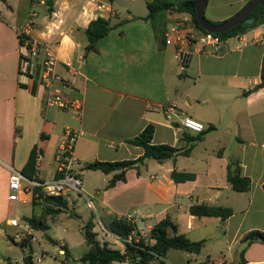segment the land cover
Wrapping results in <instances>:
<instances>
[{
  "label": "crops",
  "instance_id": "obj_1",
  "mask_svg": "<svg viewBox=\"0 0 264 264\" xmlns=\"http://www.w3.org/2000/svg\"><path fill=\"white\" fill-rule=\"evenodd\" d=\"M154 1L171 6L156 17L159 34L147 19L148 4ZM186 1L190 0H0V244L13 237L8 221L20 218V206L25 209L22 216L35 214L32 190L21 195V202L9 200L12 170L21 172L35 147L37 178L53 179L63 129L72 127L82 131L74 155L84 194L71 192L63 199L72 201L67 207L74 208L79 217L76 207L81 206V200L88 201V208H94L95 203L99 215L92 212L87 216L83 228L92 220L101 245L126 251L125 240L105 226L114 217H131L135 237L138 234L151 244L153 226L170 217L179 234L191 241H204V246L199 253L171 249L150 264H264L261 242L245 249V263L240 257L244 236L254 230L264 232V87H258L264 75V24L224 39L219 55L195 51L182 72L176 48L166 45L165 38L178 24L198 28L191 13L177 10ZM250 1L207 0L205 17L222 23ZM98 18L109 21L112 28L88 50L86 30ZM31 19L30 38L55 55L58 72L70 78L67 65L80 68L70 94L83 101L80 115L46 108L43 89L19 75L18 31ZM189 48L195 50L194 45ZM186 117L201 122L204 131L184 129L181 121ZM148 125L155 128L152 144L181 149L191 145L190 153L157 162L160 173L150 168L156 161L147 160L145 165L128 169L125 180L111 188L107 186L119 172L85 169L95 161L141 157L144 150L128 141ZM196 137L200 139L187 141ZM232 160L240 162L243 175L251 180L248 191H235L228 182L227 167ZM173 170L194 174L195 179L177 183L171 177ZM88 175L100 179L101 186L92 187ZM30 182L26 178L23 185ZM195 204L229 207L233 214L225 221L197 217L189 212ZM64 212L47 220L49 229L50 221ZM49 229L41 232L56 246V257L65 246L69 254H64V264L71 258L82 264L80 258L89 251L88 244L84 254L75 257L69 242L49 236ZM112 241L116 247L109 244ZM133 261H139V256ZM0 264L12 261L0 253Z\"/></svg>",
  "mask_w": 264,
  "mask_h": 264
},
{
  "label": "trees",
  "instance_id": "obj_2",
  "mask_svg": "<svg viewBox=\"0 0 264 264\" xmlns=\"http://www.w3.org/2000/svg\"><path fill=\"white\" fill-rule=\"evenodd\" d=\"M196 2L197 0L186 1L180 4L177 7V10L187 11L191 13L196 26L199 29L204 30L198 23L196 17ZM170 8L171 6L169 4L163 3L161 1H154L148 4L149 14L147 16V19L151 20L154 23L155 30L158 34L159 32L162 33V31L159 30L155 25L156 17L159 16V14H163ZM261 24H264V1L236 27L230 29L227 32L217 35L222 39H227L238 34L246 33L248 30L255 28ZM111 28V23L103 18H98L92 21L86 30V35L89 39L88 50L94 49L97 42L102 39L111 30ZM258 87H264V75L262 83ZM154 130L155 128L153 125H148L140 133V135L128 141L130 144L139 146L144 150V154L138 159L121 162L95 161L92 163H87L85 165V169L100 170L106 174L119 172L115 174L110 180L107 188H111L115 186L118 181L125 180V173L128 169L145 165L147 160H154L158 163H163L166 160H175L180 155H188L190 153L191 145L185 149H181L166 144H152ZM199 139L200 137H196L191 138L187 141L194 142ZM37 160L38 152L34 147L21 173L31 182L43 183L44 181L38 179L36 175ZM171 177L177 183L195 179L194 174L179 172L177 170L172 171ZM227 180L232 186L233 190L238 192L248 191L251 185V180L243 175L242 168L238 160H232L228 165ZM38 202H41L45 205H54V207H50L47 213H45L47 216H56L61 212H64L68 208V203L65 199H63L62 197L48 196L44 193L41 187L36 186L32 189V205L35 206ZM189 212L191 215L197 217H216L220 218L222 221H225L233 214L232 209L229 207L211 206L207 204L192 205L189 209ZM24 220L30 225L33 230L45 231L49 229L47 220L41 217L32 215L31 217H24ZM105 226L109 231L124 240H126L136 228L135 225L132 222L128 221L126 218L118 217L112 218L105 224ZM93 229L94 223L92 220H89L83 228V233L90 248L89 251L80 258V262L82 264H110L112 262H128V264H132L131 262L135 259L136 255L129 254L130 251L142 253L143 257L139 259V261L142 264H150L152 261L160 260V258L165 257L168 251L171 249L182 250L190 253H199L204 246V241H191L185 235L179 234L177 225L170 217L162 219L160 222L153 226L149 237V239H152L154 241L152 244L146 243L143 238H140V245L143 246L144 250L135 248L134 246L126 243V251L122 253L120 250L109 248L106 244L101 245L98 242L97 234L93 231ZM10 240L15 243V239L10 238ZM254 242H261L264 244V232L254 230L244 236V238L242 239V243L245 245V247L240 254L242 263H245V260L243 258L245 249ZM20 245L23 247H29L32 250V245L27 240L21 242ZM63 248L65 250V255H68L69 250L67 249V247L63 246ZM25 264H32V255H28L25 258ZM199 264H209V262L205 261Z\"/></svg>",
  "mask_w": 264,
  "mask_h": 264
},
{
  "label": "built area",
  "instance_id": "obj_3",
  "mask_svg": "<svg viewBox=\"0 0 264 264\" xmlns=\"http://www.w3.org/2000/svg\"><path fill=\"white\" fill-rule=\"evenodd\" d=\"M33 27L34 22L31 19L18 31L20 39L19 75L27 77L43 89L44 105L46 108L72 111L80 115L83 109V101L70 95L74 91V79L81 74L80 68L74 64H68L70 78L62 76L57 70L58 60L55 55L46 45L36 39L30 38ZM223 42L224 39L217 34L199 28L186 27L184 24H178L173 27L166 33L165 38L166 45L175 46L176 59L182 72L188 68L195 51L219 55L222 52ZM190 45H194L195 50L190 49ZM42 52H44V56L41 58ZM170 110L171 108L167 111ZM181 125L184 129L195 133H202L205 129L201 122L190 117L182 119ZM81 135L82 131L80 129L65 127L62 133V140L55 154V177L43 183L30 182V185L41 187L48 196L64 198L71 192L84 194L80 174L75 169L78 161L74 155L76 144ZM24 180L26 178L20 171L12 170L8 183V198L11 202H21V195L30 191V189L23 185ZM90 206H92L91 202ZM130 218L126 217L128 221L132 222ZM24 223L22 224V220L17 216L8 221L11 227H21L27 232V235L23 237L17 234L15 241L19 243L24 240H28L29 242L37 241L36 237L31 233L33 229L29 224ZM125 242L135 248L144 250L143 246L140 245V236L137 234L135 237V232H132ZM59 253L64 255V249H60ZM37 261L41 262L42 260L39 258Z\"/></svg>",
  "mask_w": 264,
  "mask_h": 264
},
{
  "label": "rangeland",
  "instance_id": "obj_4",
  "mask_svg": "<svg viewBox=\"0 0 264 264\" xmlns=\"http://www.w3.org/2000/svg\"><path fill=\"white\" fill-rule=\"evenodd\" d=\"M154 161V160H153ZM154 163L152 166H150L151 170L157 171L160 173V168L157 164V162ZM87 182L92 187H100L101 181L100 179H95L94 176L88 175L87 176ZM28 189L32 190L33 186L28 185L26 186ZM92 193H88V195H91ZM72 202V201H70ZM68 201V203H70ZM88 201L81 200V206L76 207V211L80 214L79 216L75 215V209L74 208H67L66 212L64 214H61L59 218L56 219V221H50V229L48 231V235L55 238H65L70 246L73 249V254L75 257L81 256L84 254V252L87 249V243L82 236V228L84 221L88 218L87 216H90V214L93 212L95 215H99L98 208L96 207L94 203V208L87 207ZM29 207V206H27ZM35 216L41 217L46 220L53 219L54 217L47 216L45 213H47L48 209L50 207H54L53 204H42L41 202H38L35 206ZM26 208V207H25ZM25 212V209L23 206L19 207L18 210V216L22 220V224H25L26 222L24 220L25 216H22ZM27 223V222H26ZM28 224V223H27ZM99 227V226H98ZM10 232L12 234V237H16V235H20L23 237L24 235H27V232L21 228V227H11ZM32 235L36 237L37 241L30 242L32 245V250L29 247H23L20 245L19 242L13 243L9 239H5L3 243L0 244V253H4L6 256L10 258V261H12V264H16L15 261H18L19 264L24 263L25 258L28 255H32V264H64V255L61 253H58V256L54 254L56 250V246L50 242L46 236L42 234L41 231L32 230ZM28 237V236H27ZM30 239V237H29ZM28 241V240H27ZM121 243V241H119ZM111 246L116 247V244L114 241L109 243ZM33 252V253H32ZM47 252V253H46ZM176 253V252H172ZM184 253V252H180ZM41 258V262H38L37 260ZM177 261L179 259L176 258ZM174 261L172 260V263ZM68 264H77L76 261L73 260V258L69 259Z\"/></svg>",
  "mask_w": 264,
  "mask_h": 264
},
{
  "label": "water",
  "instance_id": "obj_5",
  "mask_svg": "<svg viewBox=\"0 0 264 264\" xmlns=\"http://www.w3.org/2000/svg\"><path fill=\"white\" fill-rule=\"evenodd\" d=\"M264 0H251L245 7H243L238 13L229 18L228 20L214 24L208 21L205 17V8L207 0H197L195 11L198 23L207 32L214 34H221L236 27L239 23L245 20L258 6L263 3ZM129 254L139 256V259L143 257L142 253L130 251ZM132 264H142L140 261H133Z\"/></svg>",
  "mask_w": 264,
  "mask_h": 264
}]
</instances>
